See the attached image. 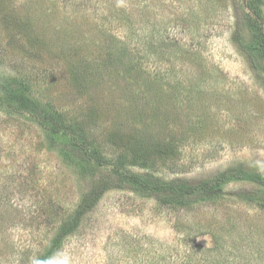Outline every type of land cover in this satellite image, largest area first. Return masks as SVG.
Wrapping results in <instances>:
<instances>
[{
	"label": "rangeland",
	"instance_id": "374dc122",
	"mask_svg": "<svg viewBox=\"0 0 264 264\" xmlns=\"http://www.w3.org/2000/svg\"><path fill=\"white\" fill-rule=\"evenodd\" d=\"M255 9L264 19V0H0V264H264L262 186L171 206L92 168L38 117L132 173L264 176Z\"/></svg>",
	"mask_w": 264,
	"mask_h": 264
},
{
	"label": "trees",
	"instance_id": "16d2710c",
	"mask_svg": "<svg viewBox=\"0 0 264 264\" xmlns=\"http://www.w3.org/2000/svg\"><path fill=\"white\" fill-rule=\"evenodd\" d=\"M254 15V27L253 34L256 40V48H258L261 54L264 56V33L263 25L264 19L260 9H255ZM244 48L254 49L251 45H243ZM9 101H16L23 106V110L27 109L29 112H34L36 107L32 105L29 101L21 102L25 99L22 92L11 89L7 90ZM13 99V101L11 100ZM19 100V101H18ZM14 103V102H13ZM41 111V110H40ZM37 115L38 113L35 112ZM46 115V116H45ZM38 115L42 119H45L43 126L52 134H62V136L70 143L71 148L76 150L88 165H92V168L110 166L111 173L116 181H118L119 186L129 185L132 189L142 191L145 193H152L161 198L163 203H167L171 206H178L188 208L191 204L201 200H210L212 198L213 192L222 186L224 183L233 180H249L255 182L262 186L264 189V176L256 173H250L246 171L239 172H221L211 179L204 180L197 184H188L185 181H166L161 178H155L152 175L132 173L124 170L122 167V162H116L115 160H110L104 157L99 150L91 149V144L88 143V139L83 137V135L76 129L70 128V124H66L63 119L56 118L54 115ZM102 186L94 185L89 191V194L83 197L86 201H90L89 204H95L98 200V195L102 191ZM88 196V198H87ZM77 224V221H69L62 225L61 235L63 233H68ZM48 253H51L53 249V244L51 243L48 247Z\"/></svg>",
	"mask_w": 264,
	"mask_h": 264
}]
</instances>
